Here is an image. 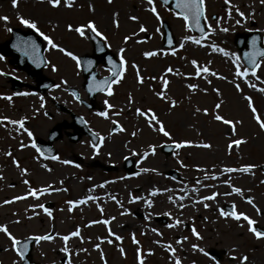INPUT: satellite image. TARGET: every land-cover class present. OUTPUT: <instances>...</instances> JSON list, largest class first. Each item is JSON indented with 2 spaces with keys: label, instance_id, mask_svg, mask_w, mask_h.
I'll list each match as a JSON object with an SVG mask.
<instances>
[{
  "label": "rangeland",
  "instance_id": "1",
  "mask_svg": "<svg viewBox=\"0 0 264 264\" xmlns=\"http://www.w3.org/2000/svg\"><path fill=\"white\" fill-rule=\"evenodd\" d=\"M153 5L155 14L149 10ZM153 5L147 0H61L54 8L48 0H17L14 7L12 0H0V17H7L0 19V45L10 38L9 29L27 30L20 23L23 18L46 30L50 28L48 37L58 47L47 43V50L64 46L76 50L79 57L92 54L91 30L85 27L84 36L74 30L91 21L109 50L126 62L123 77L114 88L116 93L98 96L101 106L111 105L107 116L79 109L89 126L105 136L106 145L101 151H93L87 137L76 144L64 137L56 143L60 160L45 162L33 154L10 122V117L18 121L24 115L13 112L8 101L0 97V225L7 226L21 240L52 237L34 244V262L176 264L179 260L180 264H264V238L257 239L243 218L237 221L221 215L222 210L227 212L226 205H233L237 213L256 222L254 227L264 228V129L246 99L252 98L256 114L264 120V92L259 91L264 88V58L255 76L251 71L246 77L237 76L238 67L241 71L247 68L234 42L237 32L259 31L264 38V0H204L207 32L203 36L195 34L181 15L159 0H153ZM132 16L137 19L132 20ZM163 20L169 22L176 38L171 49L163 45ZM141 26L146 31H140ZM148 52L156 54L146 56ZM53 56L57 63L65 60L60 53ZM203 68L209 71L197 75V70ZM59 69L56 74L50 70L47 73L57 79L68 75L85 96L82 70L76 76L74 63L69 71ZM97 69L100 76L107 74L103 66ZM161 92L163 98L157 95ZM137 109L146 115H140ZM152 114L159 123L149 122ZM216 115L233 124L216 120ZM44 119L45 127L51 124ZM115 121L123 124V130L112 135L110 128ZM161 124L168 136L158 131ZM235 140L244 142L237 146L232 143ZM168 143L183 146L166 155L162 146ZM205 144L209 147L202 146ZM123 157L135 160L136 173L128 178ZM65 158H75L81 165L67 166ZM111 163L118 166L113 173L115 182L95 190L87 206L74 207L73 200L89 194L90 181L105 183L109 179L107 168ZM246 166L254 169L239 171ZM61 169L63 173L58 175ZM169 169L178 170L181 180L168 177ZM67 177L70 182L76 180V190L70 182L64 186ZM57 186H64L66 191L40 197L31 194L33 189L41 192V187ZM235 188L241 191L235 192ZM19 194L28 195L19 206L3 204ZM104 194L110 198L105 205ZM213 195V199H205ZM48 201L55 206L45 213L41 205ZM157 215L166 216L169 224L157 223ZM109 219L116 229H110L108 223L106 228L101 227ZM124 222L127 224L123 228L120 223ZM186 224L191 228L187 229ZM74 232L78 235H72ZM211 247L226 249L228 255L215 260L207 253ZM11 249L9 237L0 232V264H22ZM228 256L233 259L230 261Z\"/></svg>",
  "mask_w": 264,
  "mask_h": 264
},
{
  "label": "flooded vegetation",
  "instance_id": "2",
  "mask_svg": "<svg viewBox=\"0 0 264 264\" xmlns=\"http://www.w3.org/2000/svg\"><path fill=\"white\" fill-rule=\"evenodd\" d=\"M64 51L66 53L71 52L72 55H77L76 50ZM8 52L10 56L0 59V88L10 98L8 103L13 112H20L26 115L27 118L31 114H36V116L33 115L31 120L25 119L22 121L23 125L32 133V141L36 145L37 140H43L48 137L49 128L52 125L62 121H65L67 124L72 123V114L77 115L79 113V101L71 92L73 84L68 75L58 79L51 76L55 80L54 87L46 92L41 90L42 86L47 83L46 75H48V70L56 74L61 67L67 70L69 68L71 69L74 59L72 56L64 55L61 50H44L46 64L40 72L43 50H26L27 57L24 64L27 67L25 68L18 63L19 50H8ZM57 53H60L65 60L57 63L53 56L57 55ZM61 62L62 64H60ZM9 75L16 77L19 81L10 79ZM17 86H21L19 92H16ZM57 102L63 103L66 109L62 110L59 108ZM41 109H43L42 111L46 119L51 122L46 127L44 117L39 115V110ZM46 110L48 111L46 112ZM44 128H47V130L44 131ZM64 136L68 138L67 130L61 131V137Z\"/></svg>",
  "mask_w": 264,
  "mask_h": 264
},
{
  "label": "snow or ice",
  "instance_id": "3",
  "mask_svg": "<svg viewBox=\"0 0 264 264\" xmlns=\"http://www.w3.org/2000/svg\"><path fill=\"white\" fill-rule=\"evenodd\" d=\"M108 2L111 3V0H108ZM147 2H148L149 5H153V0H147ZM164 2L167 3V0H164ZM48 3L51 4L53 7H56V6H58V5L61 3V0H48ZM12 4H13V6L15 7V6L17 5V0H12ZM203 5H204V0H179V2H178V4H177V7H179V8L181 9V12L179 13V15H181V16L183 17V19H184L185 22H186V25H187V22L189 21L190 17L196 19L197 22H198L199 17H200V16L202 15V13H203ZM149 10H150L151 12H153L154 14L156 13V8H155L154 5H153ZM241 15H242V14H241ZM130 18H131L132 20H136V19H137V17H135V16H132V17H130ZM0 19L7 20V17H0ZM157 19H159L158 14H157ZM20 23L23 24V25H26V26H28V27H30V28L36 29V31L39 32V29L37 28L36 24H35L34 22L30 21V20H27V19H23V18H21V19H20ZM118 26H119V25H118V23H117V27H118ZM69 27H71V26H69ZM85 27H86L87 29L91 30V32L94 33L96 36H100V35H101V33L97 31V28H96L95 24H94L93 22H91V21H89L85 26L77 27V28H75L74 30H75L77 33H79L81 36H84V35H85L84 28H85ZM9 31H11V29H9ZM140 31L143 32V31H146V29H145L143 26H141ZM225 31H226V29H225ZM40 35L43 36L44 40H46V41L48 42V44H50L53 48L58 47L55 43H53V41H52L48 36L44 35L43 32H40ZM128 39H129L128 37H125V40H128ZM186 39H191V37H187ZM200 42H201L200 40H196V41H195V43H197V44H200ZM168 43L171 45V44H172V40L169 39V40H168ZM182 46H183V45H181V47H182ZM60 50H61V51H64V49H60ZM120 51L123 52L124 49H121ZM67 54H68L69 56H72L73 59H76V57L73 56L71 52H69V53H67ZM155 54H156L155 52H148V53H145L146 56H153V55H155ZM173 54H175V53L173 52ZM245 55L247 56L248 54L246 53ZM255 55H261V56H264V53H256ZM2 58H3V57H0V59H2ZM251 62H252L251 75L255 76V75H256V69L259 68L260 65L255 61L254 56L251 58ZM120 63H121V68H123V64L125 63L124 60H123V57H121V61H120ZM192 63H193L194 65L196 64L195 61H193ZM133 67H136V66L133 65ZM168 71H172V70H171V69H168ZM201 71H202V72H208L209 69H207V68L198 69V70H197V75H199ZM248 73H249V70H248V69H244L243 71H241V70L239 69V67L237 68V71H236V75H237V76H240V77H246V76L248 75ZM114 75L117 76L118 78L120 77V73H119V72L115 73ZM137 76H138V78H139V71H138V70H137ZM114 82H116V81H114ZM140 82H142V80H140ZM163 83H164L165 86H166L168 82L165 80V81H163ZM249 86H250V87H255V85H249ZM189 87L194 89V88L196 87V85H189ZM236 87H237V89L239 90V87H240L239 84H237ZM259 91L264 92V88L259 89ZM108 95H112V91H111L110 87H109V90H108ZM157 95H159V96H161V97L163 98V95H164V94L161 92V93H158ZM9 99H10V98H9ZM246 99L248 100V106H249V108L251 109V111H252V113H253V115H254V118L256 119V121H257V123L259 124L260 128H261V129H264V120H261L260 116L256 114V113H257V110H256L255 107H253V104H252L251 98L246 97ZM173 103H174V102H173ZM108 106L111 107V105H108ZM219 107H220V104H217V105H216V108H219ZM137 112H138L140 115H146V113L141 112L139 109H137ZM99 115L102 116V117H106V116H107V113H106V112H100ZM215 119H216V120H222L223 123H224V124H227V125H232V124H233L232 121H230V120H226V119H223V117H221V116H219V115H216V116H215ZM151 121H156L157 123H159V121L156 120V117H155L154 114H152V115L150 116L149 122L151 123ZM11 123H19L20 126L23 127V122H22V121H11ZM232 130H233V132L235 131V127H234V125H233ZM25 131H27V129H25ZM158 131L162 132L163 135H165V136H168V135H169V133H168L167 131L164 130V127H163L162 124L159 126ZM28 135L31 136L32 133H31V132H28ZM101 139H102V138H101ZM243 142H244V141H242V140H235V141H233L232 143L235 144V145H237V146H239V145H240L241 143H243ZM185 143H188V142H185ZM93 146H94V147H98V145H93ZM182 146H183V144H181V143H177V144L175 145L176 148H180V147H182ZM202 146H203V147H209V145H207V144L202 145ZM32 147L35 148L36 145L33 143V144H32ZM229 147L231 148L232 145L230 144ZM37 151H39V149H37ZM145 155H147V153H146ZM52 159H57V157L54 156V157H52ZM63 163H66V164H67V163H70V161H63ZM77 166H78V165H77ZM251 167H253V166H246V167H243V168L239 169V171L247 172V171L250 170ZM145 171H147V170H145ZM227 171L231 172V171H235V170H233V169H227ZM25 183H27V181H25ZM233 190H234L235 192H238V193L241 191L239 188H235V189H233ZM31 194H32V195H36V193H35L34 191H33ZM214 195H215V194H214ZM214 195H213L212 197H206L205 199H213V198H214ZM16 199H22V197H17ZM84 202H85V201H80L79 203H84ZM6 203H7V202H6ZM69 203L71 204L72 202L70 201ZM248 203L251 204V203H252V200H251V199H248ZM41 207H43V206L41 205ZM205 207H207V205H205ZM45 211H47V209H45ZM257 211H259V210L257 209ZM221 215H222V216H225V217L231 216L233 219H235V220H237V221H239V220H241V218H243L245 221H247V223H248V225H249V231H250V232H251V233H252L257 239H262V238H264V230H258L256 227H254V225L256 224V222L253 221L252 219H250V218H249L247 215H245L244 213H237L235 210H233V211H231V212H225V211L222 210V211H221ZM104 223L106 224L107 221H104ZM193 231H195V230H193ZM0 232H4V233L9 237V239L11 240L12 245H13V248H16V246L19 244V241H18L15 237L12 236V234L8 231L7 226L0 225ZM72 235H78V232H74V233H72ZM68 238H69V237H67V236L63 237V239H64L65 241L68 240ZM35 239H36L37 241H39V240H50V239H52V237L45 235V236L35 237ZM117 239H120V237H117ZM134 242H135V240H134ZM25 247H27V246L25 245ZM97 247H99V245H97ZM194 247H195V246H194ZM17 251H18V253H19L21 259H23V258H24L23 250H22V249H17ZM64 251H67V249H64ZM121 251H123V250L121 249ZM201 251H203V250H201ZM205 255H207V253H205ZM242 260H243V261H246V260H247V257H243ZM141 264H142V262H141ZM176 264H180V261L177 260V261H176Z\"/></svg>",
  "mask_w": 264,
  "mask_h": 264
},
{
  "label": "water",
  "instance_id": "4",
  "mask_svg": "<svg viewBox=\"0 0 264 264\" xmlns=\"http://www.w3.org/2000/svg\"><path fill=\"white\" fill-rule=\"evenodd\" d=\"M162 1L164 2V0H162ZM178 2H179V0H167V3H165V2L164 3L166 5L171 6V8L173 10L181 12V9L179 7H177ZM189 21H190L192 28L195 31L199 32L200 34L205 32L204 14L203 13L199 17L198 22L196 19L191 18V17H190ZM164 26H165V31H166V33H165L166 46L171 47L174 44V38L172 36V32H171L170 27H169L167 22L164 23ZM24 35L25 34L21 33L19 30H15L13 39L11 41H8L4 45L2 50H9L10 47L15 45L18 41H23ZM169 39L172 40L171 45L168 43ZM92 40L95 43V55L94 56H89V55L83 56L82 57V63L84 66V74L86 77L85 87L90 92L91 97L94 98L97 91L99 89H102V88H100L101 84H103V87L107 88L108 83H110V81H111L110 79L114 76L113 75L109 79L107 78L105 81L106 84L97 80V73L95 72L94 69L97 66V64L99 63L100 59L103 60L106 65L113 66L115 73L118 71L119 64L115 60L114 56L105 50V47L100 40H98L95 36L92 37ZM236 42H237V44H238V46L242 52L243 58L250 65V67H252L251 58L254 56L255 61L258 62V60L262 56L261 55H255V54L256 53H264V47L262 46V39H261V36L258 32L250 34V35L240 34L237 37ZM246 53L248 54L247 56L245 55ZM106 88H104V89H106ZM90 107L93 108L94 106L91 105ZM57 128L58 127H56L53 130V132H55L57 130ZM83 131L88 132V130H86V128L83 127V129H81V127H79V133H78L79 137L83 134ZM172 149H173L172 146H166L165 147V150L168 152H171ZM169 174L178 177L177 172H174L172 170L169 171ZM230 209H231V207H230ZM34 240H35L34 238H31V239L25 241L24 244H20V249L23 250L24 257H26L30 253V250L32 248L31 244H32V242H34ZM25 245L27 247H25ZM209 252L211 255H213L216 258H221L222 255L225 253L224 250L218 251L216 249H211ZM26 262L28 264V261H26Z\"/></svg>",
  "mask_w": 264,
  "mask_h": 264
},
{
  "label": "bare ground",
  "instance_id": "5",
  "mask_svg": "<svg viewBox=\"0 0 264 264\" xmlns=\"http://www.w3.org/2000/svg\"><path fill=\"white\" fill-rule=\"evenodd\" d=\"M68 161H70V163H69V165H71V164H73V159L72 158H69L68 159ZM57 173H58V175H62V173H63V169H61V170H59V171H57ZM65 181L67 182V183H69L70 182V180L68 179V177L67 178H65ZM99 181L97 182V181H92V183L90 184V188H94V187H97V186H99ZM70 185L73 187V189L74 190H76L77 189V182H76V180L75 181H73V182H70ZM18 197H22V196H18ZM24 197H22V199H13V200H10V204L11 205H16V206H19L20 205V203L24 200L23 199ZM90 200H91V198H89V195L88 194H86V195H83V196H79V198H77V199H75L74 201L77 203V204H85V206H87L88 204H89V202H90ZM80 201H85L84 203H79ZM106 204V201H104V205ZM82 206V205H81ZM107 223H109L108 221H107ZM121 225H122V227L124 228V227H126V224L127 223H120ZM101 227H103V228H106L107 227V225L105 224V223H103V224H101ZM109 228L110 229H112V230H114V229H116V228H114V226H109Z\"/></svg>",
  "mask_w": 264,
  "mask_h": 264
}]
</instances>
